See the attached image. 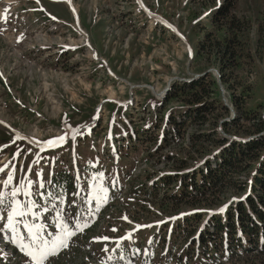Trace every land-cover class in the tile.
<instances>
[{
	"label": "rangeland",
	"instance_id": "rangeland-1",
	"mask_svg": "<svg viewBox=\"0 0 264 264\" xmlns=\"http://www.w3.org/2000/svg\"><path fill=\"white\" fill-rule=\"evenodd\" d=\"M227 2L235 9L214 21V15ZM233 21L247 25L242 40L249 42L253 58L235 68L225 82L222 69L207 60L208 46L225 36L222 26L227 27ZM260 38L264 49V0H0V166L8 164L11 170V164L15 165L14 185L23 176L22 167L25 171L32 167L29 175L33 180L38 171L45 181L49 176L57 183L63 178L66 185L60 190L77 207L76 214L83 212L84 217L94 219L70 239L67 248L59 251L61 256L59 253L51 256L47 264H116L109 257L116 259L119 251L126 254L124 264H159L165 258L163 245L171 229L157 226L173 214L195 211L203 217L199 226H192L185 234L187 240L176 235L170 258L184 250L188 239L197 241L203 233L215 232L213 225L206 227L211 218L235 200L245 199L248 192L225 191L216 206L189 205L178 213L168 203L172 194L167 188L130 193L129 183L137 178L138 184L151 185L164 175L181 174L201 166L208 154L219 152L216 143L211 142L205 155L193 154L191 138L210 133L212 123L202 128L181 119L185 106L177 100L181 94L167 100L174 86L214 77L228 111L209 100L215 107L212 122L218 120L220 126L231 118L239 120L234 133L228 134L218 127V136L233 137L239 142L252 137L245 132L252 128V123L242 118L241 108L258 110L264 116V107H259L264 105V55L259 53ZM199 40L206 43L203 53L196 55L195 42ZM242 90L251 92L252 99L243 100ZM170 117L185 121V127L181 128L178 141L151 156L162 135L172 131ZM149 123L154 129L148 128ZM69 126L78 131L73 133ZM135 129L140 134L138 138L134 135L132 141L128 134ZM239 129L247 135H237ZM66 132L63 144L45 145L41 150L43 142ZM181 148L185 150L180 155L186 162L185 168L168 166L161 160L169 154H178ZM17 151L20 155L13 159ZM36 160L39 163H33ZM8 170L0 173V182ZM101 173L99 182L105 188L111 186V192L119 182L125 185L120 192L112 193L108 202L98 207L95 204L89 214L74 193L89 196L97 186L92 177ZM162 199L166 203H161ZM53 216L39 221L50 224ZM129 234L134 238L127 243ZM103 236L110 240L94 239ZM6 237V232L0 234V264H29L24 253L16 244H9ZM13 248H18L20 256ZM146 250L150 257L144 260ZM257 251L248 259H236V263L224 259L220 264H257L254 263ZM188 258L184 254L174 264H217L200 258L189 262Z\"/></svg>",
	"mask_w": 264,
	"mask_h": 264
},
{
	"label": "trees",
	"instance_id": "trees-1",
	"mask_svg": "<svg viewBox=\"0 0 264 264\" xmlns=\"http://www.w3.org/2000/svg\"><path fill=\"white\" fill-rule=\"evenodd\" d=\"M220 8L214 15V21H217L218 17H226L230 9H235L231 2L224 3ZM222 28L225 29V36L214 40L213 44L208 46L209 59L207 58V60L208 62L212 61L213 64H217L222 69L223 80L227 82L233 70L235 68H241L244 65V61L253 58V56L249 51V42L245 39H243L244 41L242 40L245 35L244 33L248 29L246 24L240 21H233L227 27L222 26ZM262 41L260 38V45ZM205 43V41L201 42V40L195 42L196 55L203 53ZM262 49L263 46L261 45L259 53L264 55V49ZM248 88L249 90L252 89L251 87ZM173 90L174 92H171L167 100H171L173 96L181 94V99H177L185 104L182 107L184 115L181 119L191 121L192 124L199 125L202 128L208 123V125L212 123V131L210 133H201L191 138L193 141L192 150H195L193 154L205 155L206 146L211 142L216 143L219 152L214 155L208 154L206 158L203 156L205 159H203L201 166H194L181 174L175 173L172 176L164 175L152 181L151 185L146 184V182L138 184L136 178L129 183L130 193H138V191L145 193L148 191L151 193L152 191H157L159 187L167 188L172 194L168 197V203L173 204L172 211L178 212L182 207L189 205L216 206V204L222 201L220 195L225 194V191L248 192L245 199L235 200L223 212L211 218L210 225L206 227L213 225L214 231L217 234L215 232H205L202 234L203 236H201L200 240L196 241L194 239L193 242H190L188 239L184 250L177 254L176 257H171L170 259L173 261L174 259L182 260V255L186 254L189 257V262L193 258H200L204 259L205 262L214 261L217 264L224 262V259L236 263V259H248V256L252 252L258 250L254 263L264 264V258L262 256L264 255V116H260L258 110L247 107L245 109L241 108L243 113L242 118L252 123V128L245 129V132H248V135L252 137L245 138V142H239L233 137L227 139L224 136H218V127L226 133L232 134L234 133L233 129L235 126L239 125V120L238 118H231L228 121L225 120L222 122L220 126L218 120L212 122L211 113L214 112L215 107H212L213 105L208 102L209 100L212 99L213 102H216L218 107L226 113L228 111L224 102L221 100L219 86L214 77H211L209 81L206 78H201L192 84L174 86ZM250 94L251 92L247 94L246 90H242L241 97H243V100L252 99ZM243 100L242 102L244 103L245 101ZM259 107H264V105L260 104ZM238 117L240 118V116ZM154 118L157 122V118ZM185 121H176L173 117L169 118L168 123L173 124L172 131L170 133L166 131L162 135L163 137L157 145L158 148L152 152L151 156L158 154L159 150L166 147L167 144L178 141L181 128L185 127ZM147 125L148 128L154 129V126L150 123ZM148 131L145 130V133ZM237 132H235L237 135H247V133H242L240 129ZM139 134L140 132L135 129L134 131L130 130L128 135L133 141L134 135L138 138ZM183 151L185 150L178 151V154H169L167 159L161 160H165L168 166L176 167L179 165L180 169L185 168L186 162L180 156L184 153ZM261 154L263 157L260 156ZM212 155L213 158H210ZM178 157H180V160ZM123 158L125 159V155H123ZM123 158H121V166L124 165ZM122 173L125 175L124 170ZM62 176H67V174H63ZM147 179L150 181L151 178L147 177ZM62 181L63 178L54 187L58 191H61L60 188L66 185V182ZM120 185L123 189L125 184ZM116 191L119 192L120 190L115 189ZM163 202H165V199L161 200V203ZM66 205L69 210L71 209L72 213L75 212V208L72 207L73 204L71 202L66 200ZM167 205L169 206L170 204ZM201 217L203 216L198 212H193L186 216L177 228H171V232L174 233L171 244L177 239V234L182 236V239L187 240L189 237H185V234L192 226H199ZM222 219L225 222H221ZM195 251H198V254ZM170 256H172V253ZM261 256L262 258H258ZM113 263L120 264L121 262L116 259Z\"/></svg>",
	"mask_w": 264,
	"mask_h": 264
},
{
	"label": "snow or ice",
	"instance_id": "snow-or-ice-1",
	"mask_svg": "<svg viewBox=\"0 0 264 264\" xmlns=\"http://www.w3.org/2000/svg\"><path fill=\"white\" fill-rule=\"evenodd\" d=\"M4 19L6 22L7 16ZM69 129L73 133L78 131L71 129L70 126ZM67 135L68 133L66 132L64 135L43 142L41 150H44L45 145L49 147L60 146L65 142ZM4 147L7 146L5 145ZM19 155L20 152L17 151L13 159ZM33 163H39V160L33 161ZM9 164H11V161ZM8 169V164L0 166V173H4ZM20 172L23 173V176L14 185L17 170L15 165L11 164V170L7 171L6 178L0 182V221H3L2 226H0V234L5 232L10 234L6 238H9L10 242L17 245L28 258L29 264H47L49 258L57 255L60 250L67 248L70 239L77 232H82L87 228L89 222L84 218L83 212H78L75 216L76 222L74 226L70 227L72 217L64 210L63 193L48 190V186L53 185L51 176L45 181L42 178V173L38 171L35 173L36 179L33 180L29 175L32 173L31 166L28 167L27 171L22 167ZM102 176L103 174L101 173L99 177H92L94 181H97V186L93 188L87 198L83 199L85 204L91 205L93 199L97 202V207L99 204L107 202L108 190L99 182V178ZM41 189L44 191H41ZM74 195L79 196L80 193L76 192ZM19 197H23V199ZM35 197L43 200L44 204H40ZM73 203L76 202L73 201ZM88 211L90 214L92 209L89 208ZM220 211L223 212L224 208H221ZM50 212H55V216L52 217V223L38 222L42 214ZM50 228L52 229L51 231L48 230ZM115 230L113 229V231ZM126 238L130 239L131 234ZM94 239L108 241L110 237L103 236ZM104 251L107 252L108 249L105 248ZM111 259L113 257H109V260ZM120 259H124L123 255H121Z\"/></svg>",
	"mask_w": 264,
	"mask_h": 264
}]
</instances>
